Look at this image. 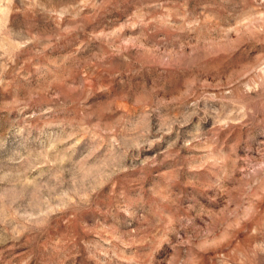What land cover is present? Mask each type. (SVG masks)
I'll list each match as a JSON object with an SVG mask.
<instances>
[{
	"label": "rangeland",
	"instance_id": "374dc122",
	"mask_svg": "<svg viewBox=\"0 0 264 264\" xmlns=\"http://www.w3.org/2000/svg\"><path fill=\"white\" fill-rule=\"evenodd\" d=\"M0 264H264V0H0Z\"/></svg>",
	"mask_w": 264,
	"mask_h": 264
}]
</instances>
